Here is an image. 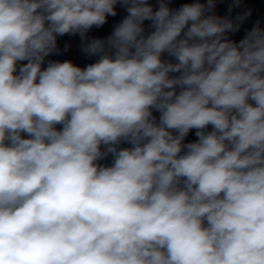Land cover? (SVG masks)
Here are the masks:
<instances>
[{
  "label": "clouds",
  "instance_id": "clouds-1",
  "mask_svg": "<svg viewBox=\"0 0 264 264\" xmlns=\"http://www.w3.org/2000/svg\"><path fill=\"white\" fill-rule=\"evenodd\" d=\"M0 264H264V0H0Z\"/></svg>",
  "mask_w": 264,
  "mask_h": 264
}]
</instances>
